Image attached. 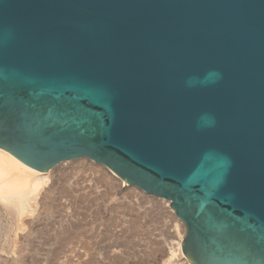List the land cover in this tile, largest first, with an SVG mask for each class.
I'll return each mask as SVG.
<instances>
[{"label": "water", "instance_id": "95a60500", "mask_svg": "<svg viewBox=\"0 0 264 264\" xmlns=\"http://www.w3.org/2000/svg\"><path fill=\"white\" fill-rule=\"evenodd\" d=\"M0 148L168 200L191 264H264V0H0Z\"/></svg>", "mask_w": 264, "mask_h": 264}, {"label": "rangeland", "instance_id": "374dc122", "mask_svg": "<svg viewBox=\"0 0 264 264\" xmlns=\"http://www.w3.org/2000/svg\"><path fill=\"white\" fill-rule=\"evenodd\" d=\"M79 160H82V161L80 162ZM77 161H79V162H77ZM84 163H86V164H84ZM78 164H80V165L84 164L85 166L86 165L87 166L81 167ZM60 165L62 167L68 166L66 168V170L70 167L69 169L71 171L69 169H68V171L65 170V173L67 172V174H68V175L65 174V180H67L66 184L68 183L67 186L69 188V193L65 194V196H63V197H60V198L58 197L59 200L57 199L56 203L58 205H62L61 206L62 209L59 208V211L57 210V212L64 214L63 216H61V218L65 216L64 217L65 221L67 220L66 217L71 219V220L69 219L67 221L68 222L72 221V224L75 226L73 229L76 228L77 234L74 235L69 240V242H66L62 245L56 244L57 243L56 242L55 243L56 245L55 244H48V243L41 245V244L37 243V245H39L40 248H34V247L30 248V246H26L27 248L28 247L29 248L25 249V250L22 249L21 252H22V254L25 255V257H27V259H26V261H20V262L15 260V258L18 257L19 248L15 249V251H11L12 249L9 246V244L7 243L9 241V239L3 238L0 241V260L1 259L5 260L6 264H86V263L88 264V262H89L88 259L89 260L91 259L90 260L91 263L89 262V264H115V263H113V260H115L114 257L119 256L118 254H120V255L122 254L124 256H122V255L121 256L124 257L126 264H151V263L162 264L163 261L164 262L168 261L170 250L176 249V246H177L176 244H177L180 236L183 234V231L181 229L179 221L177 220V217H175L174 213L172 212L173 210L171 211L170 209H168V205L165 203V200L147 195L144 192L140 191L139 189L129 186L127 183L123 184L121 182L122 180L120 181V179L112 171H110L108 168H106L103 165L97 164V163H95L89 159L80 158V159L73 160V161H66V162H63L61 164H58L57 166H60ZM74 165H75L76 169H75V167H73ZM78 167H81V168H78ZM72 168H74V169H72ZM101 174H103L107 178H105V180H103L101 178L102 177ZM50 177L48 176L49 179L46 178L47 183L42 185V187L39 191L40 194L43 192L44 188L48 187V185L53 182V180L57 179L56 177L55 178H53V177L50 178ZM107 179H108V181H107ZM56 181H58V180H56ZM59 181H61V180L59 179ZM63 182L65 184L64 180H63ZM57 185H59V184L57 183ZM70 187H72V188H70ZM71 190H72V192H71ZM78 190H79V192H78ZM92 190H94V191H92ZM81 191L82 192L85 191V192L81 193ZM130 191H132V192H130ZM76 192H77V195H76ZM89 192H92L91 194L93 196H95L94 197L95 200H94V198H92L93 196L92 197L90 196ZM85 193H87L89 195H86ZM106 193H108V194H106ZM130 193L131 194L135 193V195L134 194L131 195ZM40 194L37 196V199H39ZM82 194L85 195V197L87 199L85 197H83ZM102 194L103 195L106 194V195L102 196ZM72 195H73V197H72ZM80 196H81V198H80ZM78 197L81 200H79ZM82 197L84 198L83 200H82ZM140 198L142 200H140ZM92 199H93V201H92ZM74 200H76V201H74ZM78 201H81V203L84 202L82 205L85 204L86 206L85 205H84L85 207L82 206L81 203ZM86 202H88V203H86ZM122 202H124V203H122ZM70 203L73 205H71ZM92 204H93V206H92ZM101 204L103 206H100ZM118 204L121 205V206L120 205L118 206L120 208L117 207ZM74 205L75 206L77 205L76 207H78V208H74ZM79 205H80L81 209L79 208ZM90 205L94 208V210L92 207H90ZM141 205H143V206H141ZM72 206H73V208H72ZM87 206H89L88 207L89 210H87V213L82 212V211H84L83 209H85ZM110 206H112L111 207L112 211L110 210ZM37 207L38 206H36L34 208L35 212L29 213L28 215H25L23 217V221H24L25 225H23V228L21 230L16 231L17 232L16 233L17 234L16 240H18V239L22 240L26 236H28L27 233H28L30 228H28V226L26 224L27 221L31 222L30 223L31 227H33L35 229H37V228L40 229L39 233L36 234L38 236V239H41L38 241H41V242L44 241L46 235L50 233V231L48 233L42 232V229H43L42 227H44V226L41 224H43L45 222L44 219H41V220H39V218H38V220L34 219V216L37 213L36 211L39 210V207L38 208ZM70 207L72 209H75V210H72ZM100 207H101V209H100ZM107 207L109 209H107ZM95 209L96 210L97 209H100V210L103 209L102 218H99L100 216L93 218V216L96 215ZM137 209H138V212L141 213L139 231L137 233H134V234L133 233L130 234L129 232L126 233V231L121 230L126 225H125V223L121 224L122 223V217H121V221H120V216L126 215L128 217L129 213L135 212ZM126 210H128V211L130 210V211L128 212ZM89 211L94 212L95 214H92V216H91V213ZM79 213H81V214H79ZM83 213L86 216L83 215ZM125 213H127V214H125ZM82 215L84 216L85 220L82 218L83 217ZM3 216H4L3 222L5 224L9 225L10 220L7 218L6 215H3ZM108 216H112V217L109 218ZM59 218H60V216H57V219H59ZM116 218H117V220H116L117 222L115 221ZM128 218H130V217H128ZM57 219H56V217L53 218V220H55V222L57 221V223H58ZM97 219H99V220H97ZM92 220H96V221H93L94 222L93 223ZM104 221H106L107 223ZM111 221H113V222H111ZM118 221L121 223H119ZM91 222L93 225L91 224ZM115 222H116V224H115ZM57 223H55V225L52 226L54 229H55V226ZM115 225H117V226L115 227ZM91 227L93 229L95 228L94 229L95 232L97 231L95 234H93L94 232L93 233L87 232L88 230L91 229ZM84 229H85V231H84ZM105 229H108V230H105ZM107 231H108V233H107ZM51 232H52V230H51ZM123 232H125V233L123 234ZM126 234L130 235V237H131V239H130V237L128 236L130 239V240L128 239L129 241L126 243L128 246H126L125 243L122 242V241H125L127 239ZM115 235H116V237H115L116 240L114 238ZM10 236L14 237V233H11ZM30 237H31V235H30ZM123 237L125 239H123ZM89 238H91V239H89ZM95 239H96V241H95ZM87 240H93L94 243L97 242L99 244L96 245L97 243H95V244L93 243V244H87L86 245V243L84 241H87ZM114 242H115L116 246L113 245ZM129 242H131V244ZM154 242H156V244ZM58 243H60V242H58ZM120 243H121V245H120ZM153 243L155 244V246L153 245ZM117 244H119V245L117 246ZM17 245L19 247L20 243L18 242ZM57 245H59V246H57ZM135 245H137V246H135ZM97 246H99V247H97ZM156 246H157V249H156ZM94 247H97L98 249H96ZM51 248H53V249H51ZM54 248H55V250H54ZM92 248L96 249V250H93ZM149 248L152 250H150ZM159 249H160V251H159ZM145 250H147V252ZM149 250H150V252H149ZM120 251H121V253H120ZM96 252L98 254H96ZM143 252H144V254H143ZM148 252H149V254H148ZM133 253H135V254H133ZM93 254H94V257L91 258L93 256ZM95 254H96V256H95ZM35 258H36V260H35ZM95 258H96V260H95ZM183 259L184 260L187 259L189 264H191V262L188 260V258L186 256L183 255ZM177 261H178V259H177Z\"/></svg>", "mask_w": 264, "mask_h": 264}, {"label": "bare ground", "instance_id": "6f19581e", "mask_svg": "<svg viewBox=\"0 0 264 264\" xmlns=\"http://www.w3.org/2000/svg\"><path fill=\"white\" fill-rule=\"evenodd\" d=\"M80 159V158H79ZM80 162L82 161V160H79ZM79 161H77V162H79ZM70 163V162H69ZM84 164H86V163H84ZM84 164H82V165H80V164H78V165H80L81 167H86ZM90 166V165H89ZM68 166H64V167H62L61 165L60 166H56L55 168H52V169H49V170H47V171H39V170H37V169H34V168H32V167H30V166H28V165H26L25 163H23V162H21L20 160H18L16 157H14L12 154H10L9 152H7V151H5L4 149H1L0 148V241H1V239H3V238H8L9 239V241L7 242L8 244H9V246L11 247V251H15V249H18L19 248V251H18V257L17 258H15V260H17L18 262H20V261H26V259H27V257H25V255L24 254H22V252H21V250L22 249H28L26 246H30V248L31 247H34V248H40V246L39 245H37V243H39V244H55L56 242V244H64V243H66V242H69V240L74 236V235H76L77 234V231H76V228L75 229H73L75 226L72 224V221L70 222H68L67 220H69L70 218H67L66 217V221H65V216L64 217H62L61 218V216H63L64 214H61V213H59V212H57V210L59 211V208H61L62 209V205H58L57 203H56V201H57V199L59 200V198L60 197H63V196H65V194H68L69 193V188H68V186H67V184H66V181L67 180H65V174L66 175H68L67 174V172L65 173V170H66V168H67ZM73 167H75V165L73 166ZM81 167H78V168H81ZM91 167V166H90ZM70 168V167H69ZM68 168V169H69ZM107 168V167H106ZM68 169L66 170V171H68ZM72 169H74V168H72ZM75 169H76V167H75ZM91 169V168H90ZM94 169V168H93ZM92 169V170H93ZM70 170V169H69ZM81 170V169H80ZM110 170V169H109ZM71 171V170H70ZM84 171V170H83ZM111 171V170H110ZM113 172V171H112ZM114 173V172H113ZM115 174V173H114ZM116 175V174H115ZM48 176L50 177H53V178H57L56 180H58L59 181V179L61 180V181H56V180H53V182L51 183V184H49L48 185V187H46V188H44V190H43V192L40 194V189H41V187H42V185L43 184H45V183H47L46 181H47V179H49L48 178ZM101 178L103 179V180H105V178H107L106 176H104L103 174H101ZM117 176V175H116ZM50 177V178H51ZM118 177V176H117ZM47 178V179H46ZM119 178V177H118ZM67 179V178H66ZM120 179V181L122 180L121 178H119ZM63 180L65 181V184H64V182H63ZM52 181V180H51ZM107 181H108V179H107ZM123 184H125L126 182L125 181H121ZM57 183L59 184V185H57ZM110 183V182H109ZM111 184V183H110ZM95 185V184H94ZM93 186V185H92ZM91 186V187H92ZM129 186H131V187H134V186H132V185H129ZM85 187V186H84ZM90 187V186H89ZM70 188H72V187H70ZM87 188V187H86ZM136 188V187H135ZM87 191V190H86ZM92 191H94V190H92ZM128 191V190H127ZM71 192H72V190H71ZM78 192H79V190H78ZM85 191H81V193H84ZM96 192V191H95ZM106 192V191H105ZM130 192H132V191H130ZM135 192V191H134ZM74 193V192H73ZM90 193V196L92 197L93 195L91 194L92 192H89ZM40 194V197H39V199H37V196ZM86 195H89V194H87V193H85ZM94 194V193H93ZM104 194V193H103ZM102 194V196H105L106 194H108V193H106L105 195H103ZM131 194V193H130ZM132 194H134L135 195V193H132ZM131 194V195H132ZM71 195V194H70ZM76 195H77V192H76ZM80 195V194H79ZM83 195V194H82ZM81 195V196H82ZM95 195V194H94ZM128 195V194H127ZM67 196V195H66ZM75 196V195H74ZM81 196H80V198H81ZM89 196V197H90ZM99 196V195H98ZM59 197V198H58ZM72 197H73V195H72ZM83 197H85V195H83ZM82 197V200L84 199ZM90 197V198H91ZM95 196H93L92 198H94ZM86 198V197H85ZM104 198V197H103ZM78 199H79V197H78ZM87 199V198H86ZM105 199V198H104ZM73 200V199H72ZM79 200H81V199H79ZM94 200H95V198H94ZM140 200H142L141 198H140ZM139 200V201H140ZM163 200H165V199H163ZM71 201V200H70ZM74 201H76V200H74ZM90 201V200H89ZM92 201H93V199H92ZM116 201V200H115ZM78 202H80L81 203V201H78ZM83 202V201H82ZM73 203V202H72ZM79 203V204H80ZM84 203V202H83ZM83 203H81V205L83 204ZM86 203H88V202H86ZM119 203V202H118ZM122 203H124V202H122ZM129 203V202H128ZM165 203L168 205V209H170L171 211H172V209H171V207H170V202L168 201V200H165ZM71 204V203H70ZM64 205V204H63ZM71 205H73V204H71ZM85 205V204H84ZM84 205H82V206H84ZM120 204H118L117 205V207L119 206ZM134 205V204H133ZM132 205V206H133ZM36 206H38L39 207V210H37L36 212V215L34 216V219H36V220H38V218H39V220H41V219H44L45 220V222L43 223V224H41V225H43L44 227H42L43 229H42V232L43 233H48L49 231H50V233L49 234H47L46 235V237H45V239H44V241H38V240H41V239H38V236L36 235L37 233H39V230L40 229H35V228H33V227H31L30 226V223L31 222H28L27 221V226H28V228H30L29 229V231H28V236H26L24 239H22V240H16V236H17V230H21L22 228H23V225H25L24 224V221H23V217L25 216V215H28L29 213H33V212H35L34 211V208L36 207ZM77 206V205H76ZM75 205H74V208H78V207H76ZM81 206V207H82ZM86 206V205H85ZM84 206V207H85ZM92 206H93V204H92ZM91 205H90V207H92ZM100 206H103L102 204L100 205ZM121 206V205H120ZM130 206V205H129ZM128 206V207H129ZM135 206V205H134ZM141 206H143V205H141ZM140 206V207H141ZM37 207V208H38ZM88 207L89 206H87L85 209H83L84 211H82V212H84V213H87V210H89L88 209ZM112 206H110V210L112 211V208H111ZM124 207V206H123ZM122 207V208H123ZM131 207V206H130ZM64 208V207H63ZM71 208V207H70ZM72 208H73V206H72ZM71 208V209H72ZM79 208H80V205H79ZM93 208V207H92ZM118 208H120V207H118ZM125 208V207H124ZM81 209V208H80ZM100 209H101V207H100ZM100 209H95V213H96V215H94L93 216V218H95V217H98V216H100L99 218H102V211H103V209L102 210H100ZM107 209H109L108 207H107ZM129 209V208H128ZM134 209V208H133ZM72 210H75V209H72ZM93 210H94V208H93ZM77 211V210H76ZM80 211V210H79ZM91 211V210H90ZM89 211V212H90ZM124 211V210H123ZM126 211H128V210H126ZM130 211V210H129ZM128 211V212H129ZM134 211V210H133ZM108 212V211H107ZM125 212V211H124ZM141 212V211H140ZM173 213H174V211H172ZM83 213V215H85ZM91 213V216H92V214H95L94 212H90ZM109 213V212H108ZM79 214H81V213H79ZM125 214H127V213H125ZM3 215H6L7 216V218L10 220V224L8 225V224H5L4 222H3V218H4V216ZM82 215V216H83ZM141 215V213H139L138 212V209L135 211V212H132V213H129V216L128 217H130V218H128L126 215H122V216H120V221H121V217H122V223L121 222H119V223H121V224H124L125 223V227L124 228H122L121 230H123V231H126V233L127 232H129L130 234L131 233H137L138 231H139V225H140V216ZM175 215V214H174ZM57 216H60V218L59 219H57ZM75 216V215H74ZM86 216V215H85ZM113 216V215H112ZM112 216H108L109 218L110 217H112ZM54 217H56V219L58 220V223H57V221L55 222V220H53V218ZM114 217V216H113ZM176 217V216H175ZM81 218V217H80ZM83 219H84V216L82 217ZM81 218V219H82ZM71 220V219H70ZM85 220V219H84ZM97 220H99V219H97ZM102 220V219H101ZM106 220V219H105ZM111 220V219H110ZM117 220V218L115 219V221ZM177 220L179 221V223H180V226H181V229H182V231H183V234L180 236V238H179V240H178V242H177V246H176V249H171L170 250V253H169V259H168V261H166V262H162V264H189V262L187 261V259H183V252H182V248H181V246H182V243H183V239H184V235H185V227H184V224L182 223V221L180 220V219H178L177 218ZM93 221H96V220H92V222ZM108 221V220H107ZM92 222H91V224H92ZM104 222H106V221H104ZM103 222V223H104ZM110 222V221H109ZM111 222H113V221H111ZM117 222V221H116ZM116 222H115V224H116ZM55 223H57L56 224V226H55V229L52 227L53 225H55ZM87 223V222H86ZM94 223V222H93ZM96 223V222H95ZM107 223V222H106ZM118 223V224H119ZM105 224V223H104ZM103 224V225H104ZM109 224V223H108ZM114 224V223H113ZM86 225V224H85ZM93 225V224H92ZM111 226V225H110ZM113 226V225H112ZM117 225H115V227H116ZM85 227V226H84ZM101 227V226H100ZM88 229V228H87ZM95 229V228H94ZM92 227H91V229L90 230H88L87 232H94L93 234H95L96 232H95V230H94ZM51 230H52V232H51ZM105 230H108V229H105ZM120 230V229H119ZM120 230V231H121ZM47 231V232H46ZM84 231H85V229H84ZM41 232V231H40ZM112 232V231H111ZM110 232V233H111ZM11 233H14V237L12 236H10L11 235ZM107 233H108V231H107ZM125 232H123V234H124ZM106 234V233H105ZM122 234V233H121ZM30 235H31V237H30ZM34 235V236H33ZM127 235V234H126ZM130 237V235H127V239L125 240V241H122L123 243H125V245L126 246H128L126 243L131 239V237H130V239H129V237ZM97 237V236H96ZM116 237V235L114 236V238ZM119 237V236H118ZM125 237V236H124ZM123 237V239H125ZM41 238V237H40ZM92 238V237H91ZM91 238H89V239H91ZM119 239V238H118ZM122 239V238H121ZM129 239V240H128ZM94 240V239H93ZM93 240H87V241H84L85 243H86V245L87 244H93L94 243V241ZM115 240H116V238H115ZM95 241H96V239H95ZM120 241V240H119ZM20 243V246L18 247V245H17V243ZM58 242H60V243H58ZM95 243H97V242H95ZM94 243V244H95ZM119 243V242H118ZM122 243V244H123ZM130 244H131V242H129ZM128 243V244H129ZM155 244H156V242H154ZM153 243V245L155 246V244ZM55 244V245H56ZM99 243H97L96 245H98ZM136 244V243H135ZM85 245V244H84ZM113 245H115L116 246V244H115V242H114V244ZM112 245V246H113ZM119 244H117V246H118ZM120 245H121V243H120ZM139 245V244H138ZM57 246H59V245H57ZM111 246V247H112ZM131 246V245H130ZM135 246H137V245H135ZM97 247H99V246H97ZM97 247H94V248H96V249H98ZM141 247V246H140ZM58 248V247H57ZM123 248V247H122ZM133 248V247H132ZM151 248V247H150ZM149 248V249H150ZM154 248V247H153ZM160 248V247H159ZM51 249H53V248H51ZM93 249V248H92ZM96 249H93V250H96ZM140 249V248H139ZM155 249V248H154ZM156 249H157V246H156ZM155 249V250H156ZM54 250H55V248H54ZM138 250V249H137ZM136 250V251H137ZM148 250V249H147ZM147 250H145L146 252H147ZM150 250H152V249H150ZM150 250H149V252H150ZM98 251V250H97ZM122 251V250H121ZM121 251H120V253H121ZM135 251V252H136ZM144 251V250H143ZM159 251H160V249H159ZM158 251V252H159ZM125 252V251H124ZM149 252H148V254H149ZM25 253V252H24ZM140 253V252H139ZM96 254H98L97 252H96ZM96 254H95V256H96ZM133 254H135V253H133ZM143 254H144V252H143ZM147 254V253H146ZM152 254V253H151ZM100 255V254H99ZM119 256H117V257H114V259L115 260H113V263H115V264H126L125 262V259H124V257H122V256H124V255H120V254H118ZM146 256V255H145ZM148 256V255H147ZM150 256V255H149ZM157 256V255H156ZM185 256V255H184ZM52 257V256H51ZM94 257V254H93V256L91 257V258H93ZM172 257V258H171ZM141 258V257H140ZM185 258V257H184ZM113 259V258H112ZM142 259V258H141ZM177 259H178V261H177ZM35 260H36V258H35ZM91 260V259H90ZM90 260L88 259V261L90 262ZM94 260V259H93ZM95 260H96V258H95ZM154 260V259H153ZM87 261V262H88ZM115 261V262H114ZM89 262H88V264H89ZM94 262V261H93ZM152 262V261H151ZM5 263V260H0V264H4ZM91 263V262H90ZM6 264V263H5ZM87 264V263H86ZM151 264H153V263H151Z\"/></svg>", "mask_w": 264, "mask_h": 264}]
</instances>
